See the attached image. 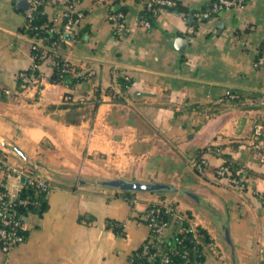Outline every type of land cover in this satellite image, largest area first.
<instances>
[{
  "label": "crops",
  "instance_id": "obj_1",
  "mask_svg": "<svg viewBox=\"0 0 264 264\" xmlns=\"http://www.w3.org/2000/svg\"><path fill=\"white\" fill-rule=\"evenodd\" d=\"M178 2L180 11L162 10L145 28L140 0H80L81 36L67 44L66 56L78 72L93 70V78L72 86L53 81L46 60L40 88L23 90L18 73L32 62L28 7L0 0V153L33 163L51 186L46 210L25 213V240L8 256L0 252V264H129L149 235L138 216L162 198L145 192L128 199L97 183L117 177L180 190L164 199L192 211L195 224L222 242L221 254L202 264H264V149L250 146L255 124L264 123V69L256 66L264 0L204 20L196 13L213 0ZM110 8L125 14L121 35L108 20ZM44 11L63 25L62 7ZM117 76L129 78L126 89ZM225 156L248 171L241 190L216 174ZM200 159L203 171L194 166ZM177 232L171 224L166 235Z\"/></svg>",
  "mask_w": 264,
  "mask_h": 264
},
{
  "label": "built area",
  "instance_id": "obj_2",
  "mask_svg": "<svg viewBox=\"0 0 264 264\" xmlns=\"http://www.w3.org/2000/svg\"><path fill=\"white\" fill-rule=\"evenodd\" d=\"M100 3H110L113 0H97ZM145 5V12L151 14L152 17H157L162 10L177 5L178 0H140ZM78 0H28V9L26 17L28 20L33 18V12L38 7H44L47 4H52L62 7V18L64 23L61 27L55 26L51 21V32H58L62 34H70L72 39L63 40L66 44H70L78 34L79 25L82 19V12L76 9ZM245 0H215L211 7L196 13L197 17L204 19H211L216 16L217 13L222 10H230L233 8H240L244 5ZM145 12L140 15L139 24L145 28L152 26V21L145 15ZM108 20L112 24L116 34L121 35L128 30V24L125 18V14L121 10L110 8L108 12ZM193 31V28H191ZM38 47L32 44V50H37ZM50 60V54L44 50L41 54L32 53V62L30 66L18 73V79L20 80V87L22 89L40 88L42 74L41 64L43 61ZM67 63L63 67H57L58 74L64 72L75 73L76 66L71 64L67 59ZM54 63L56 61L54 60ZM57 65V63H56ZM256 66L264 69V42L261 46L260 52L256 60ZM83 75L84 79H92L94 71L86 69L79 72ZM226 96L229 98H237V94L231 91L226 92ZM253 136L255 142L252 143L253 148L259 149L263 147L264 142V123L258 122L255 124L253 130ZM241 172V170H240ZM232 173V169L229 164H223L216 170L218 177H228ZM240 177V173L237 172ZM237 177H233L231 182L239 185ZM13 179V180H12ZM24 179V181H22ZM27 181L28 184L37 191L47 193L50 190L49 182L38 171L32 170L25 165L15 164L8 160L7 156L0 154V184L4 186L3 190H0V252L8 256L13 248L22 243L25 240L27 224L23 215L19 214L15 204L12 200L20 196V191L23 187V183ZM37 203L31 201L29 198H19L18 204L25 207L28 204ZM168 209V208H167ZM158 206H151L143 216L142 222H144L149 228L148 238L141 243V245L130 253L129 264H152L151 259L159 257L160 263L154 264H166L169 262L171 254H177L178 250L169 248L166 241L172 238H166V231L169 225L174 224L180 226L179 218H175L174 209L167 210ZM182 230V229H181ZM180 231V230H179ZM185 256V255H184ZM183 256V257H184ZM184 264V263H181Z\"/></svg>",
  "mask_w": 264,
  "mask_h": 264
},
{
  "label": "trees",
  "instance_id": "obj_3",
  "mask_svg": "<svg viewBox=\"0 0 264 264\" xmlns=\"http://www.w3.org/2000/svg\"><path fill=\"white\" fill-rule=\"evenodd\" d=\"M80 1V0H78ZM215 0H213L214 2ZM246 1V0H245ZM208 5V8L211 7L212 3ZM28 9V8H27ZM119 10V9H117ZM167 10L171 11H180V5L179 2H177V5L171 8H168ZM145 15L152 19V16L150 13L145 12ZM24 30L29 34L30 37L33 38V44L37 45V50H32V53L34 54H41L44 50H48L49 53H51L52 57L56 61V63L51 62V66L53 69L52 74V80L66 83L70 86L75 85L77 83H80L84 80L83 75L75 71V73H68L64 72L62 74H58L57 67L60 68L66 64L67 56L66 52L68 50V45L61 40L62 38L65 40L72 39L70 34H64L63 37L60 36L58 32H51V22L48 19V16L46 15L43 7H38L37 10L33 12V18L31 20H28L26 17ZM81 36V34H78ZM117 82H119L122 89H126L128 85L130 84L129 79H125L122 76H117L116 78ZM18 84L20 85V80L18 79ZM81 107L79 104H74L71 106L73 109H77ZM2 155V153H0ZM228 157V156H226ZM232 161V165L230 166L233 170L236 169L238 166H240L237 162H235L233 159L228 157ZM28 168L34 170L32 167L27 166ZM4 186L0 187V190H3ZM120 193L128 199H131L133 193L132 192H121ZM162 199L166 198V193L161 192L158 193ZM44 193L41 191H37L34 187L30 186L27 181L23 183V187L20 191V196L13 199L12 203L15 204L16 209L19 214L25 215L27 211L36 212L38 214L43 213V211L47 208V202L44 199ZM29 198L31 201H36L37 203L28 204L27 206L23 207L18 204L19 198ZM109 225L113 227L115 230L119 229V226L116 222L109 221ZM180 223L185 228L184 231L177 232L172 239H168L166 241L167 246L169 248H174L178 250L177 254H171L169 258V262L166 264H202L205 259V251L204 247L212 243V239L209 236V233H207V230L202 227H197V235H195L194 231L190 228H187V222L186 221H180ZM206 245V246H205ZM185 255V256H184ZM184 256V257H183ZM152 264L154 263H160L159 257L151 259Z\"/></svg>",
  "mask_w": 264,
  "mask_h": 264
},
{
  "label": "rangeland",
  "instance_id": "obj_4",
  "mask_svg": "<svg viewBox=\"0 0 264 264\" xmlns=\"http://www.w3.org/2000/svg\"><path fill=\"white\" fill-rule=\"evenodd\" d=\"M78 34H79V30H78ZM78 34H76V36L74 37V39H76V37L78 36ZM60 36H62V34H60ZM72 41L73 40H71V42ZM47 51L48 50L46 49V52ZM48 54H50V60L48 59V61L54 62V58L52 57L51 53L48 52ZM124 78L125 79H129L127 77H124ZM23 90H26V89H23ZM254 142H255V139H254V136L252 135L251 138H250V146H251V149H253L255 152H258V150L264 149V145H263V147H260L259 149L253 148L252 143H254ZM263 144H264V142H263ZM219 152H220V150L217 149L216 153H219ZM203 164H204V160L203 159L197 160L196 162L194 161V166L196 167V170L197 171H203V169H204V167L202 166ZM223 164H229L231 166L232 165V161L230 159H228V157L225 156L224 157V163ZM240 170H241V172H240ZM237 172L240 173V177H237L238 176L237 175L238 174ZM247 173H248V171L246 170V168H244L243 166L240 165L236 169H234V170L232 169V173H231L230 176H228V177H221V178H226V180H227V182H228V184L230 186L236 187V188H238V190H241L242 188H244V180H246L245 178L248 177L247 176ZM233 177H237V181L240 182L239 185L238 184H234V183L231 182V179ZM1 186L2 185L0 184V187ZM112 190H115V189H112ZM177 190L180 191L179 189H177ZM168 193H172V192H168ZM173 193H175V192H173ZM133 194L134 195L135 194H142L143 195V193H135V192ZM260 198H261L262 203L264 204V194H262L260 196ZM182 199H184V198H182ZM189 203L191 205H193L192 201H190V200H189ZM158 205H159V207L164 208V209L165 208L166 209L168 208L167 210L174 209V212L176 213L175 214V218H179V223H180V221L181 222L182 221H186L187 222V226H185V227L190 228L191 230H193L195 232L194 233L195 235H197L196 234L197 233L196 228L199 226V227H202V228L206 229L207 230V233H209V236L212 239L211 233L209 232V228L208 227H204L202 225L195 224V222H194L195 221L194 220V215H193L192 211H190V210L186 211V210L180 209V206L178 204V201H176L175 199H172V198L171 199H164V200L163 199H159L157 202H150L148 204V206H146V208L139 214L138 219L140 221L143 220L142 218L145 215L146 211L149 210L151 206H158ZM176 228L180 230L179 232L184 231V229H185L181 223H180V226H176ZM166 238H173V236L172 237H168L167 236ZM219 245H222V242L221 243L219 242V244L218 243L215 244L213 242V239H212V243L209 244V245H207V246L205 245L206 247H204L205 255H208V254H211V253H213L215 255L221 254V248H220Z\"/></svg>",
  "mask_w": 264,
  "mask_h": 264
},
{
  "label": "water",
  "instance_id": "obj_5",
  "mask_svg": "<svg viewBox=\"0 0 264 264\" xmlns=\"http://www.w3.org/2000/svg\"><path fill=\"white\" fill-rule=\"evenodd\" d=\"M19 2L21 6H23L24 8L28 7V4L24 0H19ZM16 150L19 154L23 155L20 150L18 149ZM28 164L30 166H34L33 163L31 162H28ZM22 181H24V179H22ZM97 183L104 188L115 189L121 192H132V193L134 192L135 193H145V192H148V193L177 192L178 193L179 192L176 188H174L169 183L156 182V181L130 180V179L121 178V177L101 180ZM185 193L198 201V197L196 194L190 191H185ZM224 238L227 240L228 243H231L228 228H226V226H224Z\"/></svg>",
  "mask_w": 264,
  "mask_h": 264
}]
</instances>
